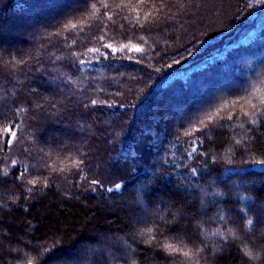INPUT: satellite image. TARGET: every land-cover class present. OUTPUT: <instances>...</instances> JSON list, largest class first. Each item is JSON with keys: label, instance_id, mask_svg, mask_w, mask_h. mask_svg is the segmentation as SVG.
<instances>
[{"label": "trees", "instance_id": "trees-1", "mask_svg": "<svg viewBox=\"0 0 264 264\" xmlns=\"http://www.w3.org/2000/svg\"><path fill=\"white\" fill-rule=\"evenodd\" d=\"M262 100L264 0H0V264H264Z\"/></svg>", "mask_w": 264, "mask_h": 264}, {"label": "snow or ice", "instance_id": "snow-or-ice-1", "mask_svg": "<svg viewBox=\"0 0 264 264\" xmlns=\"http://www.w3.org/2000/svg\"><path fill=\"white\" fill-rule=\"evenodd\" d=\"M141 2H142V0H141ZM109 19H110V17H109ZM73 27H75V25H73ZM101 39H103V37H101ZM103 47L104 48H107V49H111V51L113 53H115V52L118 51V49L114 48L112 46V44H110V43L103 45ZM123 47H127V45H124ZM134 50L137 51V52L142 51L141 48L135 47V46H134ZM88 52L93 53V54H96V53H99L100 52V49L99 48H91V49L88 50ZM86 63H90V60L79 59V64L81 66L85 65ZM92 104H96V101L93 100L92 101ZM261 104L264 105V100L261 101ZM87 106L88 105L86 104L85 107H87ZM257 107L258 106L255 105V104L251 105V108L253 110V114L256 113ZM259 114L262 115V116H264V109H261L260 112H259ZM246 115H247V113H246ZM251 122L253 124H255V123H257V120L253 119ZM15 127L16 126L13 124V125H10L8 128L5 129V133L8 134V138H6L5 139V142H4L6 146L7 145H11L13 143V140L17 137V133L15 131H13V128H15ZM196 152H197V149L196 148H193L192 149V152L190 153V155L192 153H196ZM260 163L264 164V161H261ZM15 164H16V162L13 161V165H15ZM82 164H83V160H79V161L75 162V167L77 168L78 171H82V169L80 168V165H82ZM27 172H28V169L25 166L24 169L19 172V176L17 177V179H23L25 177V175L27 174ZM192 172H193V174H195L196 169L193 168L192 169ZM7 175H8V173H4V176H7ZM27 183L30 184V185H32L33 188H35L36 185H37V179H30V180L27 181ZM89 183L92 186L103 187V185L101 184V182L99 180H97V179H92L91 181H89ZM43 186L44 187H48L49 186L46 180H45ZM33 188H29V189H27V191L31 192L33 190ZM120 188H121V185L120 184H116L114 189L113 188H109V189H107V191L111 192V191H114V190H119ZM93 190H95V188H93ZM247 223L250 225L252 223V221L251 220H248ZM229 231H231V230H229ZM232 235H233V238H235V234L233 233ZM185 255H187V253H185ZM245 255H248L250 258H255V259H258L259 258L258 256L257 257H253L251 251H246L245 252ZM28 264H31V261H29Z\"/></svg>", "mask_w": 264, "mask_h": 264}, {"label": "rangeland", "instance_id": "rangeland-1", "mask_svg": "<svg viewBox=\"0 0 264 264\" xmlns=\"http://www.w3.org/2000/svg\"><path fill=\"white\" fill-rule=\"evenodd\" d=\"M208 83H209V86H212V83H213V82H208ZM205 88H206V87H205ZM210 89H211V88H210ZM204 95H205V94L203 93V96H204ZM203 96L199 99L200 101L202 100ZM206 100H208V99H206ZM206 100H205V101H206ZM18 142H19V141H16V142L14 143V147H17ZM260 221H261V219H260ZM96 249H97V248H95L94 250H96ZM84 253H85V254H84L83 256H85V257H87V256H88V257H92V256H91L92 254L90 253L89 250L86 249V250L84 251ZM62 255H63V254H59L57 257H59V258H63L64 255H63V256H62ZM57 257H56V258H57ZM54 259H55V258H54ZM99 262H102V261L99 260ZM82 264H88V263L83 262Z\"/></svg>", "mask_w": 264, "mask_h": 264}]
</instances>
